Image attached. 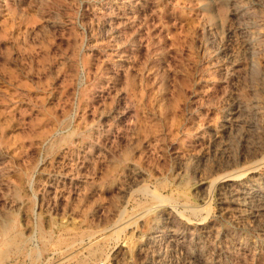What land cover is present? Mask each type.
I'll return each instance as SVG.
<instances>
[{
  "label": "rangeland",
  "instance_id": "rangeland-1",
  "mask_svg": "<svg viewBox=\"0 0 264 264\" xmlns=\"http://www.w3.org/2000/svg\"><path fill=\"white\" fill-rule=\"evenodd\" d=\"M263 195L264 0H0V264H264Z\"/></svg>",
  "mask_w": 264,
  "mask_h": 264
},
{
  "label": "bare ground",
  "instance_id": "bare-ground-1",
  "mask_svg": "<svg viewBox=\"0 0 264 264\" xmlns=\"http://www.w3.org/2000/svg\"><path fill=\"white\" fill-rule=\"evenodd\" d=\"M233 13H234V12H233ZM235 15H236V14H235ZM229 16H230V15H229ZM230 17H231V16H230ZM233 19H234V18H233ZM238 115H239V114H238ZM236 117H237V116H236ZM256 165H257V164H256ZM257 167H259V166H257ZM246 171H247V170H246ZM246 171H245V172H246ZM233 173H234V172H233ZM247 173H248V172H247ZM226 174H227V173H226ZM226 174H225L224 176H229V175H226ZM229 174H230V173H229ZM238 174H239V173H238ZM234 175H235V173H234ZM237 177H238V176H237ZM222 178H223V176H222ZM230 178H233V177L231 176ZM234 178H235V177H234ZM219 179H220V177H219ZM221 180H223V179H221ZM236 180H237V178H236ZM217 181H218V180H217ZM241 181H242V180H241ZM211 182H212V180H211ZM214 182H215V181H213L212 183H214ZM215 183H216V182H215ZM227 184H228V183H227ZM210 185H212V184H210ZM220 185H221V184H220ZM222 185H223V184H222ZM215 186H216V185H215ZM242 186H243V185H242ZM249 186H250V185H249ZM253 187H254V186H253ZM225 189H226V188H225ZM234 189H235V188H234ZM250 189L252 190V188H250ZM235 190H236V189H235ZM237 190H238V189H237ZM240 190H241V189H240ZM243 190H244V189H243ZM247 190H248V189H247ZM227 191H228V190H227ZM259 193H260V192H259ZM252 194H253V193H252ZM229 195H230V194H229ZM242 195H244V194H242ZM242 195H241V196H242ZM220 196H221V195H220ZM263 196H264V195H263ZM236 197H237V196H236ZM250 197H251V196H250ZM250 197H249V198H250ZM261 197H262V196H261ZM227 198H228V196H227ZM242 198H243V197H242ZM234 199H235V198H234ZM234 199H233V200H234ZM259 199H260V198H259ZM259 199H258V200H259ZM243 200H244V199H243ZM235 201H236V199H235ZM260 201H262V200H260ZM222 202H223V201H222ZM229 202H230V201H229ZM232 203H233V202H232ZM249 203H250V202H249ZM255 203H256V202H255ZM255 203H254V204H255ZM262 203H263V202H262ZM245 204H246V203H245ZM248 206H249V205H248ZM247 208H248V207H247ZM191 209H192V208H191ZM194 209H195V208H194ZM250 209H251V208H250ZM186 210H187V209H186ZM170 211H171V210H170ZM172 212H173V211H172ZM141 213H142V212H141ZM141 213H140V214H141ZM143 213H144V212H143ZM176 213H177V212H176ZM170 214H171V213H170ZM172 214H173V213H172ZM175 215H176V214H175ZM175 215H174V216H175ZM246 215H247V214H246ZM251 215H252V214H251ZM166 217H167V216H166ZM176 217H177V216H176ZM242 219H243V218H242ZM256 220H257V219H256ZM263 220H264V219H263ZM157 221H158V219H157ZM172 221H173V220H172ZM252 222H253V221H252ZM257 222H259V221H257ZM175 224H177V223H175ZM257 224H258V223H257ZM257 224H256V225H257ZM202 225H203V224H202ZM259 225H260V224H259ZM203 226H204V225H203ZM254 226H255V225H254ZM171 227H172V226H171ZM174 227H175V226H174ZM178 227H179V226H178ZM185 227H186V226H185ZM194 227H195V226H194ZM211 227H212V226H211ZM260 227H262V226H260ZM260 227H259V228H260ZM175 228H176V227H175ZM186 229H187V228H186ZM194 229H195V228H194ZM194 229H193V230H194ZM221 231H222V230H221ZM225 231H226V230H225ZM175 232H176V231H175ZM191 232H192V231H191ZM212 233H213V232H212ZM220 233H221V232H220ZM173 234H174V233H173ZM175 234H176V233H175ZM153 235H154V234H153ZM157 235H158V234H157ZM188 235H189V234H188ZM211 235H212V234H211ZM214 235H215V234H214ZM195 236H196V235H195ZM169 237H170V236H169ZM173 237H174V236H173ZM191 237H192V236H191ZM179 241H180V240H179ZM183 244H184V243H183ZM183 244H182V245H183ZM196 255H197V254H196ZM201 259H202V258H201Z\"/></svg>",
  "mask_w": 264,
  "mask_h": 264
}]
</instances>
